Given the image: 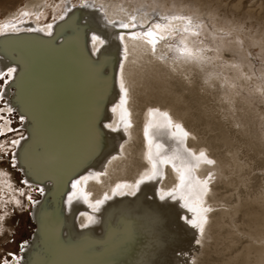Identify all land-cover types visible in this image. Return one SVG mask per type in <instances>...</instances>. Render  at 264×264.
<instances>
[{
  "label": "bare ground",
  "instance_id": "bare-ground-1",
  "mask_svg": "<svg viewBox=\"0 0 264 264\" xmlns=\"http://www.w3.org/2000/svg\"><path fill=\"white\" fill-rule=\"evenodd\" d=\"M44 2L45 0H31L27 2L24 7H21L20 10L10 13L7 19L13 21L12 24L15 25V28H4L0 36L6 33L30 32L29 29H32L31 31H40L38 29H44L42 32L47 34L46 25L41 24L40 18L37 21L31 19L33 15L42 13L46 5ZM85 4L84 8L76 12V14L74 13L75 9L72 10L74 6H71V8L65 5V12L62 14L63 18L59 20L62 22L65 21L66 24L61 32L73 38L76 50L78 46V53L80 55L83 52L84 41L87 36L90 37V40H92L93 35L99 38L96 41L92 40L91 44L93 54L97 59H100L96 63L97 66L90 65L89 62L87 64L84 56L82 58L83 64L77 63L80 67V73L82 74L84 72V74H86L85 76H91L90 81L94 80V83L88 88L89 91L86 94V98L83 90L78 89L77 92H75V97L78 102H71V99L69 100L70 102L68 105L71 107V110L69 109V111H67L66 109V111L70 120L66 116L65 118L68 119L70 123H64V126H62L63 128L61 130L63 132L59 137L60 142L58 146H55V154H52L50 148L47 147L42 150V153L39 151L40 147H43L45 142L40 139L43 126H36L35 132L32 133L30 142H28L23 149L24 153H22L23 156L20 159L21 166L27 178L29 180H39L44 184L45 180L50 179L48 177L51 176L58 178V180H63L65 177L66 181L70 180L69 182L67 181L69 187L61 202V208H64V205L66 206L65 212H67V215H69L68 211L72 208L73 204H75L77 200L79 201V199H84L86 205H91L92 208H94L95 201L102 199L105 193L110 196L116 184L127 183L134 185L142 174L150 173L151 166L146 156L148 146L144 138V128L146 125L163 123V117L159 113L149 114L150 109H159L160 112L166 111L174 122L183 124L186 130L191 133L185 142L187 147L194 152H199L203 149L211 158L217 161L214 168L211 169L215 172L216 179L212 182V191L206 198L207 203L214 208V211L209 213L210 222L203 238L208 237L216 241V237L222 231L227 232L228 238L224 241L223 249L215 254L211 251V242L202 245L196 244V239L200 238L198 230L192 228L184 221L185 219H182L183 217L191 218L194 214L188 213L187 209L182 207L183 202L180 200L179 194L176 195V199H172L167 195V192L173 189L177 182L176 173L172 170L171 166H163L161 169L163 173L162 178L158 176L152 180H145V182L140 185L139 189L135 190V193L138 192L144 199L146 197L151 199L154 202L152 205H156V209H163L170 204H173L176 206L175 208L179 210L181 208V218H174L175 220L167 219L162 228L156 225L154 229L149 230L150 236L148 237H146L145 234V225L141 226L145 229L140 231V235L134 245L132 244V246L127 248L124 252H118L113 243L115 237L110 239L111 236L113 237V233H110V228L107 229L105 227V222L109 217V212H106L104 209L107 207L105 205L107 201H105L99 207V210L94 212L91 217L92 220L91 223H89V232L87 233L88 235H86L91 236L90 240L88 239L85 244L81 245L78 243L76 247L87 248L89 251L93 249L94 252L92 254L89 252V254L95 257L94 259H97L96 257L100 259L99 262H94L93 260L92 263L94 264H193V261L195 264H264V188L260 180H258L259 177H256L258 174H255L256 176L254 175V177L250 175V172L254 170V158L249 157L247 154L248 151L246 152L243 150L242 157H240L241 154L238 153V148H242L240 147L242 139L248 135L249 138H255L253 135L250 136V134L244 136L245 132L243 131V127L236 125V118L240 114L239 110L245 107L235 106L238 100H234L233 105L228 101L230 103L222 107L221 111L219 109L220 107H214V98L216 96L214 95L215 97H213L212 95L215 92L211 95V90L209 91L213 85L209 87L208 84L210 82L205 83V81H208L210 78L209 72L207 73L204 69L201 70L198 67L199 64L185 63L182 60L170 59L169 56H167L169 46L166 44L165 40L170 38L172 34L165 33L167 38L158 41L155 55L152 53L151 45L147 43V38L130 39L128 35V33L132 31H145L154 22L165 23V21L159 20L160 16L172 14L182 15V12L186 9L184 8L185 6L175 3L171 7H166L164 2H158L157 0L156 2L153 0L151 4L145 0H132L131 2L91 0ZM22 10L29 12L30 15L20 17ZM160 13L162 15H159ZM131 14L137 15L138 22L147 21L143 29L139 27V23L136 29H120L116 26L120 21H127L128 16ZM109 20L115 23L110 24ZM4 25L7 24L4 20L1 21L0 18V26ZM80 25L84 27H80ZM173 26L182 28V24L179 21L173 22ZM121 32L124 33L123 44L119 39ZM101 41H103V43H101ZM125 46L127 47V58L124 60L123 75L125 86L129 90L128 104L126 107L129 113L128 119L131 121L132 126L126 133L127 141L123 144L122 153L118 155L117 149L115 150L114 140L111 136L103 133V130L99 131L100 126L98 128L97 120L100 117L103 118L105 115L104 113H106L109 107L111 116L107 117H112L113 119H111L114 123H111L115 125L122 112L120 107H117L115 112H113L112 109L118 104L120 99V61ZM18 48H20V45H18ZM21 48L22 52L20 50V53L23 56L25 55V57L27 56L28 58H33L34 61H38L35 62V65L43 67V63H41V61H43L46 66V71L48 72H52L55 68L59 69L60 67L65 68L67 66H65V63L60 65L58 59H56L57 56H52L51 52L54 50L50 45H40L31 42L22 44ZM68 52L70 51L68 50ZM73 52H75V49ZM78 53L75 52V56H78ZM67 55V52H64L62 57L64 59H69ZM75 56L70 57L69 60L75 58ZM162 56L165 59L161 60ZM7 60L8 57L0 55V76L2 77L4 76V71H1V68ZM31 63L33 65V61H31ZM9 69L15 68L10 67ZM113 69V77L115 78L109 80L110 72ZM101 72H103V74L105 73V75H102ZM13 73L14 72L11 73L10 78L13 76ZM49 83L50 78H44L41 81L42 88L44 87L43 94L47 92ZM61 87L63 88V85H61ZM63 89L68 93H71L72 90L71 88L65 87ZM24 93H26V91ZM51 93L56 97L53 92ZM32 94L34 96V99L32 98L30 101L32 110L33 108L41 110L37 92H33ZM46 97L50 104L54 103L51 94H46ZM225 97H227V95ZM238 104L242 105L240 103ZM211 108H215L216 111H212ZM217 110L220 112H217ZM244 110L246 111V109ZM216 112L219 114L218 117H220V115L222 116L221 118H223V120H221L225 121L224 124H222L221 121L216 122V120L219 119L215 118L214 114ZM205 114H209L210 116ZM242 114H246V112ZM242 117L244 120V116ZM106 120H108V118H106ZM240 122L241 120L239 124H241ZM244 122L245 121H243L242 124L246 126ZM252 122L251 124H254ZM100 123L102 124V122ZM107 124H109V122ZM223 125H228V127H233V129L229 130ZM101 127L104 128L103 125ZM241 127L242 130L240 129ZM248 127L245 129L249 131L250 129H248ZM119 128L118 130L116 129V131H119ZM161 130L166 129L150 128V134L153 136L154 140L164 144L167 142V136H169V134L165 132L163 136L162 133H159ZM52 131L54 130L52 129ZM248 131H246V133ZM255 139V143L257 144L259 138L257 139L256 137ZM49 141L50 140L47 142ZM251 141L254 144V139ZM19 143L23 148L25 143L21 141ZM118 144L120 143L118 142ZM118 144L116 145L117 148H119ZM250 144L252 145V143ZM256 144L253 146L254 148H256ZM173 147L174 146L171 145V147L169 146L168 150H166L171 151ZM21 149L19 148V150ZM18 154H20L19 151ZM238 154H240L239 157ZM255 155L257 156V154ZM113 156L117 158L112 160L111 157ZM95 161H97L96 164L92 165ZM258 167L260 168V166ZM56 168L62 171L57 173ZM208 170L209 166L201 165L195 175L202 178L206 175ZM97 172H104L106 174L97 178ZM256 172L254 171L253 174ZM73 176H75V179ZM85 176L88 177L87 180L82 179ZM77 180L80 181V183L74 189L72 183ZM247 184L248 186H246ZM51 189L52 188L47 186L44 190L47 193V190L49 192ZM124 190L130 192L129 189ZM233 190H235V192ZM232 191L234 195L231 193ZM85 194H87L86 199ZM161 196H163L164 199H161ZM50 199L51 198H48L37 210L40 217L38 218L39 220L37 219L38 223L40 225L42 224L41 226L48 227V229L56 225V221H53V217L57 216L54 211L58 210V207L56 208L52 205ZM135 205L137 204L133 200L131 203L120 205V207L123 210H128L129 216V214L137 208ZM131 216L132 215H130V218ZM61 217L63 233L67 234L68 220L66 217L62 216V214ZM51 218L52 220H50ZM158 220V214L155 212L153 221L157 222ZM142 221L144 222L145 219ZM114 222L115 221L112 219V223ZM159 236L160 238H158ZM96 238L99 240L100 238H104L105 243L99 245L98 239L96 240ZM38 254L39 252L36 254L32 252V256L27 264H38L40 261L37 256ZM65 254L66 253H64V255ZM212 256H215L213 260H211ZM233 258L237 260V263L231 262ZM52 263L54 264V262ZM85 264H90V262H85Z\"/></svg>",
  "mask_w": 264,
  "mask_h": 264
},
{
  "label": "rangeland",
  "instance_id": "rangeland-1",
  "mask_svg": "<svg viewBox=\"0 0 264 264\" xmlns=\"http://www.w3.org/2000/svg\"><path fill=\"white\" fill-rule=\"evenodd\" d=\"M30 1L31 0H0L1 21L7 19V16L10 15V13L20 10L21 7H24L26 3ZM90 1L91 0H45L44 3L46 5L43 8L42 13L38 15H33L31 19L37 21L40 18V22L42 25L54 24L55 20L58 21L61 18V16H63L62 14H64L65 12L64 10L65 5L70 7L71 6L76 7L77 5L83 6L85 5V3ZM109 1H113V0H109ZM114 1L131 2L132 0H114ZM145 1L150 4L153 3V0L150 1L145 0ZM154 1L156 2V0ZM157 1L162 3L164 2V5H166V7H171L175 3L181 6H185L184 8L186 9L184 10L183 8L184 11L182 12V15L191 16L194 20L202 22L203 28L201 30V35L198 37L187 36L186 43L190 48L213 49V51H207L204 53L205 56L210 57L212 59H209L205 61L203 64H199L198 66L201 70L204 69L207 73L209 72L210 78L208 79L207 82V83L210 82L208 84L209 87H211V85H213L212 87L215 86L214 88L211 87V89H209V91L210 90L212 91V92L210 91L211 95L213 94V92H215L212 96L217 97L214 98L215 105L213 106L214 107L216 106V108L220 107L219 109L221 111V108L224 107L225 105L229 104L230 102H231L230 104L233 105L234 100L236 101L238 100L239 102L235 101L236 102L235 106H241L242 108L245 107L239 110L240 114L236 118L237 119L236 125H240L243 127V131L245 132L244 136L250 134V136L253 135L255 138L256 137L257 139L259 138L257 140L258 149H257V144L255 143L256 139L252 137L249 138L248 135L246 136L247 138L245 137L241 141L242 144L240 145V147L242 148L241 149L238 148V153H240L241 156L240 154H238V157L239 156L242 157L243 155L242 152L248 151L247 154L249 155V157H253L255 159V160L253 159V162L255 161L253 163L254 170L250 172V175L254 177L255 174L256 175L258 174L257 176L256 175L255 176L259 177L258 180H260L262 187L264 188V184H263L264 183V167H263L264 166V94H262V92H264V0H157ZM159 15L162 14L160 13ZM53 17H55V19H53ZM181 38H182L181 34L177 32L174 35L172 34L170 38H167L165 40L168 46L171 45L167 53V56H169L170 59H174L175 55H177L174 49L178 45ZM217 49L219 51H216ZM75 52L78 53V50H76ZM72 56H75V54H73ZM80 56L82 59L84 55L81 54ZM75 58H78V56H75ZM75 58H73L74 61L78 63ZM86 63L88 64L87 60ZM233 65H235V67H233ZM7 80H8L7 76L5 77L0 76V94L4 86L6 85ZM211 80H213L216 83H214ZM217 83L219 84V86ZM226 95L228 98L225 97ZM234 97H236L237 99ZM223 101H225L226 103ZM0 103H2V105L0 104V112L6 114L5 115L6 117L0 115V118L1 117H2L1 119L4 118L5 120L4 122L6 123H8V121L10 122L13 121V125H12L13 128L16 126V130L18 129V131H13L12 133L3 137V139H5L4 143L6 142L7 144L4 145L2 148H0V159L3 157L2 158L3 162L2 165L0 166V192L2 191L5 192L6 190V192L10 194V195L7 194L8 204H6V206L4 205L5 207H3L4 210L5 209L7 210L6 211L7 213L5 214L4 212L3 216L0 215V220H1L0 221V264H21L19 255L23 248V244L28 242L34 231V225L30 220L29 214L30 212H32L33 203L35 206V201L41 199L40 191L39 190L34 191L35 189L33 190L31 187H35L36 185L39 184V186H43V188H46L47 186H49V188H52L53 184L51 178L45 180V184H44L41 183L39 180L38 181L29 180L26 176L27 183L29 182L34 185L32 184L25 185L23 182V178L18 174L17 171H13V168L10 167L12 157L8 153L12 150L15 151L16 149H18L20 154L17 155L15 154V158H16L15 163H18L20 169L22 168L20 172L22 173L23 170V172L25 173L20 163L21 162L20 159L23 156L22 153H24L23 150H19V148L20 149L22 148V145L20 143L19 144L12 143L13 140H18L20 142L21 141L20 139L24 137L25 132L20 129L21 124L18 125L17 121H19V119H17L14 113L10 114L11 109L8 106L6 109H4V100L0 99ZM238 103L242 105H239ZM211 109L212 111L214 110V112L216 111L215 108H211ZM244 109H246V111ZM218 111L219 110H217V112ZM217 112L214 114L216 119L219 118L217 120L215 119L216 122L221 121V123L224 124L225 121H222L223 118H221L222 117L221 115L220 117H218L219 114ZM243 112L244 113L246 112V114H242ZM109 113H110V109L108 107L106 113H104L105 115L103 116V118L100 117L98 120L96 119L97 125L98 128L100 126L99 131L103 130L102 131L103 133H106V135L112 137V139L115 142V147H116L115 150L117 149L119 155L120 153H122L120 145L124 144L127 141L126 133L129 128L125 129L124 127L123 121L121 119L122 112L120 114L119 119H117V123H115V125L112 124L114 123V121H112L113 118L107 117V116H111V113L110 115ZM205 115L210 116L209 114H205ZM241 115L244 116V120ZM106 118H108V120H106ZM240 120H241L240 122L241 124H239ZM243 121H245L244 123L246 124V126L242 124ZM100 122H102V124ZM108 122L109 124H107ZM120 122L122 123V125ZM251 122L254 124H251ZM249 124L250 126L251 125L252 126L250 127ZM7 125H9V123ZM102 125L104 128L101 127ZM105 125H109V127L112 128L107 127L108 128L107 129ZM118 126L121 127L119 128ZM223 126H225V128L229 130L233 129V127H228V125H223ZM242 127L240 128L241 130ZM247 127L248 129H250L249 131L246 130ZM7 128L5 126L4 131L7 130ZM118 128L120 133L119 131L111 130V129L118 130ZM245 130L248 132L246 133ZM121 131H123L124 133ZM165 132H167V130H161L159 133L165 134ZM118 134L119 135L121 134L122 136L120 135L121 136L120 137ZM169 137L170 136H167L168 138L167 142L164 143V145H166L167 150L169 146L171 147V145L174 147L176 146L175 140ZM252 139H254V144L251 141ZM258 141L259 142L261 141L260 144ZM118 142L120 144H118ZM250 143H252V145ZM2 144L3 141L1 140L0 145ZM117 144L119 148H117L116 146ZM255 144H256V148L253 147L255 146ZM105 151L109 152L107 150ZM255 154H257V156ZM96 162L97 161L93 162L92 165L96 164ZM258 166H260V168ZM61 171H62L61 169L56 168L57 173ZM254 171L257 172L253 174ZM74 177L75 176H73V178ZM59 181L61 182V184H63L64 179ZM57 185H60V183L58 182ZM246 186H248V184ZM14 188L20 192H17ZM36 188L38 187L36 186ZM233 191L235 192V190ZM233 191L231 193H233L234 195ZM124 192L129 193L128 191L125 190ZM2 194H0V197L2 196ZM29 197H31V199H29ZM110 197L111 198L109 200H106L107 204L105 205L107 207L104 208L106 212H109L108 214L109 217L105 222V227L107 229L110 228V233H113V237L111 236L110 239H113L115 237L113 243L115 249L118 252H124L127 248L131 247L132 244L134 245L142 229L146 228L145 234L146 237H148L150 236L149 230L154 229L156 225L162 228L164 222L167 219L175 220L174 218L182 217L180 212L181 208L179 210L175 208L176 206H174L173 204L172 206L170 204L168 206H165L163 209L161 208L156 209L155 208L156 205H152L154 202L151 199H148L147 197L144 199L143 196H140L138 194V192L135 193V195L111 194ZM29 200H31V204L29 203ZM133 200L136 202L137 205H135V207L137 208H135L128 216V210L125 209L123 210L120 207V205L129 202L131 203V201ZM76 202L75 204H73L72 208L68 211L69 215H67V212H65L66 211L65 205L64 208L62 207L61 209L55 210L54 212H57L60 215L59 217H61L62 214V216L67 218L68 220L67 235H71V236L74 235L79 239L75 242V244L73 245L68 244L66 247H63V249L60 246L54 248L55 250H58L57 254L58 253L59 254L63 253V254L60 255L58 254V256L56 257L57 260L55 258L54 261L51 259L52 261H50L49 264H53L52 262H54V264H56V262L57 264L59 263L85 264V262L88 263L90 262V264H94L92 263L93 260L94 262L96 261L99 262L100 260L98 257H96L97 259H94L95 257H92V255L89 254V252L91 254L94 252L93 249L89 251V249L87 248H79V246L76 247L78 243L79 245H81V244H85V242L88 239L90 240L91 236H86L88 235L87 233L89 232V228H90L89 223H91V221H89V217H92L93 213L97 212V210L95 208H92L91 205H86L84 199L83 200L79 199V201L77 203ZM0 203H2L1 198H0ZM113 203L115 204V206ZM38 208L39 206H36V211L38 210ZM120 208L122 212L120 211ZM155 212L156 214H158L159 217V220L157 222L153 221L155 217ZM188 213L191 212L188 211ZM114 214H115V219H114ZM35 215H36V221L38 222L39 220L38 218H40L38 212H36ZM76 215L79 216L78 225L80 224L79 225L80 229L77 228L72 229L73 218ZM130 215H132L131 218ZM59 217L57 216L53 217V221H57L60 223V219L62 220V217L60 219ZM112 219L115 221L114 223H112ZM143 219H145L144 222L142 221ZM50 220H52V218ZM82 224H87V227H81ZM144 225L145 228L141 227ZM224 232L225 231H222L219 234L220 236L218 235L216 237V241L215 240L213 241V239L208 237L203 238L202 244H207V242H211V246H210L211 251L214 252L215 254L216 252L217 253L220 252L224 247L223 245L224 241L228 238V233L227 232L224 233ZM168 236L172 237L171 235ZM158 238H160V236ZM97 239L98 238H96V240ZM98 243L99 245L105 243V239L104 238H100V240L98 239ZM36 253L37 252H35V254ZM64 253L66 254L64 255ZM14 256H16L15 259ZM37 256L40 259L38 264L39 263L46 264L43 263L45 260L44 258H42L43 255L41 252H39ZM214 257L212 256L211 260H213ZM231 262L237 263V260L233 258Z\"/></svg>",
  "mask_w": 264,
  "mask_h": 264
},
{
  "label": "water",
  "instance_id": "water-1",
  "mask_svg": "<svg viewBox=\"0 0 264 264\" xmlns=\"http://www.w3.org/2000/svg\"><path fill=\"white\" fill-rule=\"evenodd\" d=\"M82 8L84 7L77 5L76 7L72 8V10L75 9L74 13L76 14V12L81 11ZM22 12L24 11L22 10L21 13ZM4 22L7 25H10L13 21L11 19H4ZM65 24V21L62 22L59 20H55L50 35H47L42 31L34 30L30 32L23 31L21 33H6L0 36V55L3 57H8L7 62H5L1 68V71H4V77L7 76L8 80L0 94V99L4 100V109H6L8 106L11 109L10 114L16 113L20 117V129L25 132L24 137L20 139L21 142L25 143L21 150H23L26 147V144L30 142L31 135L33 132H35L36 126H43V132L42 136L40 135V139L41 141H44L45 144L43 145V147H40L39 151L42 153V150L47 147L50 148L52 154H55L56 147L60 142L59 137L63 132L61 130L63 128L62 126H64V123H70V119L67 113V111H69V109L71 108L68 105V103L70 102L69 100L71 99V102H78L75 97V92H77L78 89L83 90L86 98V94L89 91L88 88H90V86L94 83V80L90 81L91 76H85L86 74H84V72L82 74L80 73V67L77 65L74 59L69 60L70 57L74 54V49L76 51V45L71 36L65 35L66 33L63 34L61 32ZM80 27L84 26L80 25ZM84 30L86 31L85 28ZM31 42L40 45H50L54 50L53 52H51L52 56H57L56 59H58L60 65L65 63V66H67L65 68H55L52 70V72H48L46 71V66L44 65L43 61H41V63H43V67L35 65V62L38 61H34L33 58H28L27 56L25 57V55L23 56L20 53V50L22 52V44ZM17 43L18 45H20V48H18ZM91 44L92 40H90V37L87 36L86 40L84 41V49L82 54H84L86 60L90 63V65L92 64L96 67V63L100 59H97L93 54ZM68 50L71 52V54L70 52H68ZM64 52H67V56H69V59H64L62 57ZM76 60L80 64H83L80 54L78 55V58H76ZM31 61H33V65L35 67L32 66ZM10 67L15 68V71L11 78L8 74V69ZM101 73L102 75H105V73ZM110 73L111 74L109 80H113L115 78L113 77L114 69ZM44 78H50V83L47 86L48 88L45 94H43L44 87L42 88L41 84V81ZM60 82L61 85H63V88H71V93L65 91L61 87ZM25 91L26 93H24ZM33 92H37L38 94V100L41 104V110H37L35 108H33L32 110L31 108L30 101L32 98L34 99V96L32 94ZM51 92H53L56 97H54ZM46 94H51L54 103L50 104L48 98L46 97ZM65 116L69 120L66 119ZM52 129L54 131H52ZM48 140L50 141L47 142ZM15 154H18V149L12 152V159L15 166L20 171L21 169L18 166V163H15ZM22 175L24 184L31 185L32 183H27V178L23 170ZM48 178L52 179L53 187L49 192L47 190V193H44L45 188H43V186L36 185L40 191L41 199L35 201V206H39L40 208L48 198H51L50 200L52 202V205L60 209L62 206L61 202L63 201L69 187L67 183L68 180L66 181L65 178L63 184H61L58 178H54L53 176ZM56 182L57 184L59 182L60 185H57ZM41 188H43L42 192ZM35 206L33 203V209L30 213L35 228L28 242L23 244V248L19 255L21 264L28 263L32 256V252H41L43 255V257H41L45 260L43 263L48 264L50 261H54V258L57 259L56 257L58 256V254L57 250H53L54 247L57 248L58 246H60L63 249V247H66L68 244H75V242L79 239L74 235L71 236L63 233L61 219L56 212L55 214L57 215V217H59L60 223L56 221V225L52 226L51 229H48V227L45 226H41L42 224L40 225L36 221L35 214L37 211L36 208H34ZM78 215L73 218L72 229H80L78 225ZM15 258L16 256H14V259Z\"/></svg>",
  "mask_w": 264,
  "mask_h": 264
},
{
  "label": "snow or ice",
  "instance_id": "snow-or-ice-1",
  "mask_svg": "<svg viewBox=\"0 0 264 264\" xmlns=\"http://www.w3.org/2000/svg\"><path fill=\"white\" fill-rule=\"evenodd\" d=\"M29 12L24 11L21 13V16H28ZM38 18V17H37ZM63 16H61V19ZM55 19V17H53ZM159 20L165 21V23L154 22L152 23L147 30L145 31H132L129 32L130 39H139V38H147V43L151 45L152 53L155 55L156 53V45L159 40H165L168 34H175L179 32L181 34V39L174 49L177 55L174 57L176 60H182L185 63H196L203 64L205 61L212 59L204 55L207 51H213V49L208 48H190L186 43L187 36H200L201 30L203 28V24L200 21L194 20L191 16L185 15H165L160 16ZM179 21L182 24V28H176L173 26V22ZM109 23H115L109 20ZM141 29L144 28V24L147 23L144 21H137V15L131 14L128 16L127 21H120L116 26L120 29H136L138 27ZM52 24H47L45 27L47 29V34H51ZM12 27L15 28V25H4L0 26V33L3 32L4 28ZM30 31L32 29H29ZM40 31H44V29H38ZM99 39L96 35L92 36V40L96 41ZM119 39L121 43L124 42V33L121 32L119 35ZM103 43V41H101ZM171 47V45H169ZM216 51H219L218 49ZM127 58V47L125 46L123 50V55L120 61V78H119V90H120V99L116 106L113 107L112 111L115 112L117 107H120L122 110V121L125 129L131 128V121L128 119L129 113L127 111L126 105L128 104V88L125 86L124 82V60ZM165 59L163 56L161 60ZM235 67V65H233ZM15 69H9L8 74L11 75ZM208 81L206 80L205 83ZM264 94V92H262ZM154 113H159L163 117L162 124L156 125H146L144 128V138L147 142L148 151H147V160L151 166L150 173L142 174L140 179L136 180L135 184H127V183H118L112 189L113 195L118 194H131L135 195V190L139 189L140 185L145 182V180H152L156 177H163V173L161 171L163 166H171L172 170L176 173L177 182L173 189L167 192V195L172 199H176V195L179 194L180 200L183 202L182 207L186 208L189 212L194 215L191 218L183 217L185 222L188 223L192 228L198 230V235L200 238L196 239V244H202V238L205 236L206 228L210 222L209 213L214 211V208L207 203V197L209 196L212 182L216 179V174L212 168L216 165L217 161L209 156V154L201 149L199 152H194L189 147L186 146V141L191 133L186 130L183 124L174 122L168 112H160L159 109H150L149 114L152 115ZM105 127H109V125H105ZM157 129H166L170 138L175 140L176 146L171 149V151L166 150V146L156 140H154L153 136L150 134V128ZM115 131L116 129H112ZM195 138V137H193ZM13 144H18V140H13ZM123 144L120 145L121 150H123ZM116 156L111 157L112 160L116 159ZM111 162V161H109ZM201 165L209 166V170L206 175L202 178L195 175L197 170L201 167ZM104 172H97L96 177L99 178L102 175H105ZM82 179L87 180L88 177L85 176ZM80 181H74L72 183V187L75 189ZM129 189V193H125L123 190ZM43 190L41 189V192ZM87 198V194H85V199ZM111 197L105 193L102 199L96 200L94 204V208L99 210V207ZM31 199V197H29ZM71 199V198H70ZM161 199H164L161 196ZM92 218L89 217V221ZM81 227H87V224H82ZM193 264L195 262L193 261Z\"/></svg>",
  "mask_w": 264,
  "mask_h": 264
},
{
  "label": "flooded vegetation",
  "instance_id": "flooded-vegetation-1",
  "mask_svg": "<svg viewBox=\"0 0 264 264\" xmlns=\"http://www.w3.org/2000/svg\"><path fill=\"white\" fill-rule=\"evenodd\" d=\"M1 105H2V103H0ZM0 115L1 116H3V117H6L5 115V113H3V112H0ZM14 115L17 117V119H19V121H17L18 122V125H20L21 124V120H20V117L18 116V114H16V113H14ZM5 120L4 119H1L0 118V142H1V140L3 141V144L2 145H0V148H2L4 145H6L7 143L5 142L4 143V140L5 139H3V137L4 136H7L8 134H10V133H12L13 131H18V129L16 130V126L13 128V121L12 122H10V121H8V123H9V125H7L8 123H6V122H4ZM5 126L7 127L8 126V128H7V130H5L4 131V128H5ZM13 151V150H12ZM12 151H10L8 154H10V156L12 157ZM3 158V157H2ZM0 159V166L2 165V162H3V159ZM10 167L11 168H13V171H17L18 172V174L23 178V175H22V173L17 169V167L15 166V164H14V161H13V159L11 160V165H10ZM34 191H37V190H39L38 188H36V187H31ZM15 189V188H14ZM16 190V189H15ZM17 191V190H16ZM17 192H20V191H17ZM3 193V194H2ZM5 193V194H4ZM0 194H2V196L0 197L1 199H2V203H0V215L1 216H3V213L5 212V214L7 213L6 211V209L4 210L3 209V207H5L6 206V204H8V201H7V192H6V190H5V192H0ZM8 195H10V194H8ZM29 203L31 204V200H29ZM5 205V206H4ZM10 210V209H9ZM31 213V212H30ZM5 217V216H4ZM29 217H30V220H31V222H32V219H31V216H30V214H29ZM7 219V218H6ZM1 221V220H0ZM33 223V222H32ZM34 225V224H33ZM34 228H35V225H34ZM11 257H12V255H11Z\"/></svg>",
  "mask_w": 264,
  "mask_h": 264
}]
</instances>
